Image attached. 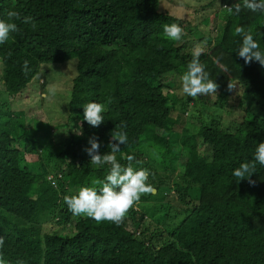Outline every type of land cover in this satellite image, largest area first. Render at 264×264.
<instances>
[{
	"label": "trees",
	"instance_id": "obj_1",
	"mask_svg": "<svg viewBox=\"0 0 264 264\" xmlns=\"http://www.w3.org/2000/svg\"><path fill=\"white\" fill-rule=\"evenodd\" d=\"M163 1L0 0V19L15 10L36 25L15 21L19 31L0 44V85L9 98L42 78L48 89L42 67L76 64L67 103L71 136L61 144L45 142L41 131L19 130L23 112L0 107V252L7 264H264V166L257 164L254 186L232 174L264 142V66L245 64L234 33L237 26L251 29L264 50V13L229 14L224 6L239 0H216L218 34L204 37L163 12ZM173 23L184 29L180 42L164 33ZM197 46L218 92L179 98L168 78L183 75ZM230 80L241 89V122L230 129L221 116L199 121L204 108L222 111L236 89L228 90ZM89 102L106 107L99 127L83 119ZM45 118L36 128L50 132ZM115 129L128 136L117 160L146 158L156 192L142 196L120 225L74 216L63 197L104 180L110 170L91 165L84 150L89 138H98L101 155L110 153Z\"/></svg>",
	"mask_w": 264,
	"mask_h": 264
},
{
	"label": "clouds",
	"instance_id": "obj_2",
	"mask_svg": "<svg viewBox=\"0 0 264 264\" xmlns=\"http://www.w3.org/2000/svg\"><path fill=\"white\" fill-rule=\"evenodd\" d=\"M224 7L229 14L234 15H239L244 9L264 13V0H242V2L239 0L231 7ZM15 21L30 24L33 28L36 26L33 17L22 16L19 11L9 10L7 11V20L0 19V44L7 42L12 33L19 31ZM164 33L175 42H180L185 35L184 29L175 23L165 24ZM234 34L242 40L237 54L243 58L245 64L257 61L261 66H264V50H261L259 43L254 39L251 29L246 30L243 26H237ZM203 52L204 48L200 46L193 49L192 59L181 77L182 92L193 100L201 96L217 94L219 88V85L210 78L209 72L205 70V65L200 61ZM29 72V62L25 61L23 73L27 76ZM235 88L236 85L230 80L228 90L232 91ZM83 108V119L90 126L99 127L104 122L103 113L106 111L104 104L89 102ZM78 134L82 133L78 132ZM127 141V133L115 129L111 133L108 145L110 153L101 155L98 138H89L90 147L84 150L91 157V165H110V170L104 180H95L92 182L93 186H83L77 194L63 197L68 210L74 216L88 217L97 223L110 222L120 225L128 213L140 202L142 196L155 194L156 188L149 183L150 170L135 169L133 162L139 164L140 161L135 160L134 155L126 156V165L117 160V153L121 151L120 145H125ZM257 164L264 166V142L257 145L253 158L241 163L232 174L238 183L247 180L250 185L254 186L256 181L251 177L256 173ZM4 244L5 238L0 236V249L4 247ZM0 264H7L2 252H0Z\"/></svg>",
	"mask_w": 264,
	"mask_h": 264
},
{
	"label": "rangeland",
	"instance_id": "obj_3",
	"mask_svg": "<svg viewBox=\"0 0 264 264\" xmlns=\"http://www.w3.org/2000/svg\"><path fill=\"white\" fill-rule=\"evenodd\" d=\"M212 1L213 0H164L161 4V10L179 18L183 26H186L189 22L192 26L196 27L198 32L204 37H216L218 34V15H214V13L218 11L219 4L218 1L215 0L213 7H211ZM224 16L225 11L220 13L219 18H224ZM207 18L210 19L209 25L204 24V20ZM189 41L190 43L198 42L193 36L189 37ZM41 72L47 78L49 84L48 89H46L45 79L41 77L42 80L40 79L39 82L33 81L28 85L26 90L19 94L20 97L15 99V97L9 98L2 84L0 85V107L2 110L12 112L16 116H18L20 112H23L24 115L20 116L18 120L19 130L26 127L24 133L32 136L36 134V131H41L40 136L45 139V142L52 143V141H55L53 144L57 145L71 136L70 129H68V127L66 128V124L68 123L67 103L71 96L70 81L76 75V64L75 61L64 64H49L42 67ZM181 77L182 76L175 74L168 78V81L172 85L176 84L178 87L176 93L181 96H178L179 98L187 97L182 92ZM43 81L45 82V89L42 87ZM240 91L241 89L236 87L232 97L226 101V105L221 109L222 111H217L216 109L218 107L204 108L201 120L199 121L205 122L221 116L220 120L223 126L233 129L235 124L240 123L245 116V112L238 104V99L240 98L238 94H240ZM200 98L201 97L197 99L200 100ZM2 104H5L6 107ZM230 109H232V111H230ZM233 109H235L236 112H233ZM43 116L48 119V123L52 127L50 132L38 130L36 128L37 122L39 121L41 123ZM180 116L184 123L187 122L192 124L190 119L187 120L188 116L185 115V113H181ZM10 122L13 123L14 120ZM177 130L180 132L181 128ZM47 135L49 138H46ZM14 146L21 148L18 144ZM176 147L174 146V148ZM26 159L34 160L33 157L30 156H26ZM168 166L171 167L170 165ZM133 167L137 170L139 168H146L149 170L148 160L145 158L140 161L139 164L134 163ZM151 221L156 224L153 219H151Z\"/></svg>",
	"mask_w": 264,
	"mask_h": 264
}]
</instances>
